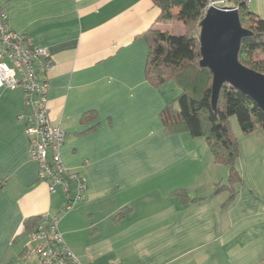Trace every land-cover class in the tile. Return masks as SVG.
Returning <instances> with one entry per match:
<instances>
[{
    "label": "crops",
    "instance_id": "crops-1",
    "mask_svg": "<svg viewBox=\"0 0 264 264\" xmlns=\"http://www.w3.org/2000/svg\"><path fill=\"white\" fill-rule=\"evenodd\" d=\"M248 6L264 20V0ZM0 7L10 30L51 53L49 118L66 134L64 165L85 184L83 199L61 213L65 195L50 193L30 156L23 92L0 91V264H42L25 222L45 216L58 217L83 264H263L264 131L233 127L243 187L225 204L228 192L215 188L228 168L203 138L168 133L161 114L178 91L146 78L143 33L168 26L152 0H0Z\"/></svg>",
    "mask_w": 264,
    "mask_h": 264
},
{
    "label": "trees",
    "instance_id": "trees-1",
    "mask_svg": "<svg viewBox=\"0 0 264 264\" xmlns=\"http://www.w3.org/2000/svg\"><path fill=\"white\" fill-rule=\"evenodd\" d=\"M209 0H152L160 10L159 22L170 25L179 22L183 34L173 35L168 30L150 27L143 33L149 46L146 78L154 87L173 84L179 91L162 112L161 119L168 133L187 132L193 138H203L216 164L228 168L224 183H218L215 194L228 192V203L243 187L237 168L240 156L238 137L231 118L235 117L244 134L261 129L264 131V112L252 98L224 85L220 91L217 109L212 108L213 75L200 66V27ZM238 9L243 28L252 34L243 39L239 61L244 66L264 74V20L253 12L246 0H231ZM181 200L188 201L185 191H175ZM194 199L193 201H199ZM119 213L118 217H122ZM42 218H30L25 229L33 231ZM264 264V257H263Z\"/></svg>",
    "mask_w": 264,
    "mask_h": 264
},
{
    "label": "built area",
    "instance_id": "built-area-1",
    "mask_svg": "<svg viewBox=\"0 0 264 264\" xmlns=\"http://www.w3.org/2000/svg\"><path fill=\"white\" fill-rule=\"evenodd\" d=\"M212 7L231 8V0H209L204 15ZM8 20L7 12L0 7V91L23 92L25 104L31 109L25 119L30 156L38 162L40 180L48 185L50 193L63 192L61 213H68L83 199L85 184L80 174L64 165L61 151L66 134L49 118L48 74L54 68V61L47 48L10 30ZM58 224V217L45 216L30 233L35 254L42 264H83L67 246Z\"/></svg>",
    "mask_w": 264,
    "mask_h": 264
},
{
    "label": "water",
    "instance_id": "water-1",
    "mask_svg": "<svg viewBox=\"0 0 264 264\" xmlns=\"http://www.w3.org/2000/svg\"><path fill=\"white\" fill-rule=\"evenodd\" d=\"M200 27V66L213 75L212 108L217 109L224 85L246 94L264 112V74L239 61L242 41L252 33L243 28L237 8H210Z\"/></svg>",
    "mask_w": 264,
    "mask_h": 264
},
{
    "label": "rangeland",
    "instance_id": "rangeland-1",
    "mask_svg": "<svg viewBox=\"0 0 264 264\" xmlns=\"http://www.w3.org/2000/svg\"><path fill=\"white\" fill-rule=\"evenodd\" d=\"M162 27H165V29H167L168 31H170V33L173 34V35H181V34H183L182 25H181V23H179L177 21L176 22H173L172 24H170L168 26H162ZM178 93H179V91H178ZM231 125H232V128L233 127H237L238 121H237V119L235 117L231 118ZM238 161H239V158L237 159V163H236V166L239 169V167H238ZM223 197H227V195L225 194Z\"/></svg>",
    "mask_w": 264,
    "mask_h": 264
}]
</instances>
